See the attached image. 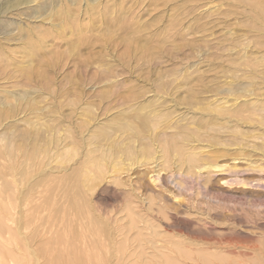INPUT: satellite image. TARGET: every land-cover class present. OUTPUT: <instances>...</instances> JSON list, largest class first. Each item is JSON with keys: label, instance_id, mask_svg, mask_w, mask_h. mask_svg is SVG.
<instances>
[{"label": "rangeland", "instance_id": "obj_1", "mask_svg": "<svg viewBox=\"0 0 264 264\" xmlns=\"http://www.w3.org/2000/svg\"><path fill=\"white\" fill-rule=\"evenodd\" d=\"M257 177L264 0H0L3 264H167L173 234L229 264Z\"/></svg>", "mask_w": 264, "mask_h": 264}, {"label": "bare ground", "instance_id": "obj_2", "mask_svg": "<svg viewBox=\"0 0 264 264\" xmlns=\"http://www.w3.org/2000/svg\"><path fill=\"white\" fill-rule=\"evenodd\" d=\"M262 180H264V177H257L256 181L259 183L256 185L263 186L264 184H262ZM250 182L252 181L250 180ZM7 184L8 186H6ZM7 184L0 188V195L2 191L8 190L10 188L12 181L11 183L7 182ZM1 202L2 200L0 198V203ZM10 206L5 208V210L8 209L6 212L12 209V205ZM9 212L11 215L12 211ZM2 218L4 221L6 220L4 215L1 214L0 222L2 221ZM3 222L1 223L4 224ZM174 222L175 221L169 224L170 227H172ZM174 237V234L171 235V237L164 235L160 241L161 248L165 249L169 247V252L165 255L167 264H223L221 261V256L218 254V252L207 251L209 246L201 247L199 244L196 245L193 243L195 246L192 247L190 244H187L186 241L183 242L179 239H175ZM250 238L251 237H249V235L246 233H241V237L236 239L235 243L232 241L234 244L230 243L232 245L230 247L231 249H228V254L230 257L229 264H257L258 262L259 264H264V243L256 244L251 242L252 239ZM11 244L12 243L6 239H4V241L3 239H0V264H3V261H5V254L10 252ZM252 253H254L253 256L251 255ZM67 264H83L81 263V258L74 247L69 248V260Z\"/></svg>", "mask_w": 264, "mask_h": 264}]
</instances>
